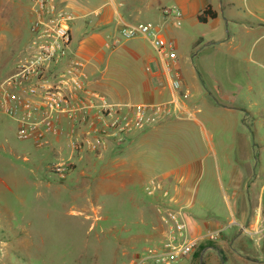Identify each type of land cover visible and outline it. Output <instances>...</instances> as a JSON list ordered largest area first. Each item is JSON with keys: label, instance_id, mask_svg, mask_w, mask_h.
<instances>
[{"label": "rangeland", "instance_id": "1", "mask_svg": "<svg viewBox=\"0 0 264 264\" xmlns=\"http://www.w3.org/2000/svg\"><path fill=\"white\" fill-rule=\"evenodd\" d=\"M109 1L80 0L86 10L84 14L75 12L72 23V49L77 54L82 28L87 25L93 30L100 21L98 13L108 10ZM176 1L159 0L157 5L175 9ZM207 1L219 12L218 19L171 27L170 39L179 44L185 85L199 95L203 112L207 102L221 99L215 89L219 83L227 92L237 93V106L254 114L255 122L248 121L246 128L259 148L255 165L257 160L260 164L254 167L258 178L252 188L258 194L264 185V0ZM32 25L31 0H0V84L29 56ZM118 55L106 57L103 65L93 61L100 74L95 79L90 76V89L110 103L137 102L138 96L130 92L132 77L126 73L127 65L123 63L118 74L114 71ZM96 79L103 86L96 85ZM197 116L204 124V113ZM203 124L172 119L136 135L118 156L110 152L114 145L101 155L82 156L67 137L50 139L44 145L19 140L17 124L3 116L0 264H156L143 259L163 246L168 228L162 212L153 208L154 198L146 187L149 180L172 169V154L187 150L191 135H206ZM118 157L138 164L156 160L157 164L151 167L148 179L125 182L114 167ZM61 165L66 170L60 174ZM221 180L220 174L206 172L193 202L201 218L220 216L219 222L226 227L220 241L204 242L213 248L205 252L199 248L176 264H256L252 258L264 257V222L262 231L252 235L240 234L237 226L229 225L237 208L228 204L224 191L222 195L217 192ZM208 185L216 193L210 200L202 191ZM244 193L248 196L247 187ZM226 241L230 253L215 247ZM230 254L235 261L229 260Z\"/></svg>", "mask_w": 264, "mask_h": 264}, {"label": "crops", "instance_id": "2", "mask_svg": "<svg viewBox=\"0 0 264 264\" xmlns=\"http://www.w3.org/2000/svg\"><path fill=\"white\" fill-rule=\"evenodd\" d=\"M60 2L67 10L74 12L73 14L75 12H83L84 14L86 10L80 0H60ZM158 3L159 0H110L108 10L98 13L100 21L93 30L87 25L82 28L84 33L77 51L86 60L87 71L92 79L100 74L99 68L93 62L95 60L99 62V65H103L106 57L109 59L113 54H119V61L115 65L116 70H114L117 74L123 71L121 68L123 63L127 65L126 73L132 77V80H129L131 82L129 84L130 92L135 93L139 101L126 103L156 104L165 102L171 99L172 92L166 64L158 56L151 42L144 37L131 40L122 38L120 35L122 25L151 22L161 30L166 39L173 40V38L170 39V33H173L171 27L180 28L185 24L197 25L200 23L199 14L209 6L207 0H177L176 8L182 12L183 17L180 21H176L172 18H166L163 13L165 9H161L157 5ZM81 17H85V15ZM169 20H172L170 24H168ZM173 41L177 44L175 39ZM177 49H179V44H177ZM109 51H111L110 54ZM178 68L182 78L184 103L193 111L195 116L184 118L194 120L201 125L203 123L197 115L204 113L205 123L203 125L206 135L202 136L203 138L191 135L187 141L188 149L172 154V169L157 177L164 181L171 197L169 199L153 197L155 202L153 208L159 213L167 205L173 208L178 207L192 237L207 236L215 232L223 233L226 227H223V224L219 222L220 216H213L212 219L206 220L201 218L193 208L194 197L199 189V181L202 176L206 172L218 173L222 180L218 187L215 185L217 192L222 195L224 191L223 194L228 204L230 206L235 205L237 208L236 213H232V220L229 225L237 226L240 234L243 235L260 233L262 231L261 225L264 222V185L258 194H253V189L256 186L255 180L258 178V174H254V167L258 168L260 164L257 160L258 164L255 165L256 151L259 148L246 128L248 121L254 120L255 122L256 118L253 113L236 105L237 93L227 92L219 83L215 89L221 99L216 98L213 102H207V110L203 112L198 99L199 95L193 94L185 85V75L180 57ZM95 83L98 86H103L101 80L99 82L96 79ZM198 89H196L197 92ZM214 94L212 93V96H215ZM139 133L143 132L135 131L123 137L122 140L110 143L102 153L114 145V149L110 151L111 154L120 155L123 153L126 144L133 141V138ZM84 154L88 156L98 155L92 152H85ZM144 164L130 162L118 157L114 167L118 169L119 174L122 173L125 182H137L148 179V174L152 170L151 167H155L157 162L156 160L150 162L145 160ZM246 187L249 190L248 196L244 193ZM202 191L208 200L216 196L211 185L202 188ZM204 242L207 243V241ZM204 242L201 245L205 244ZM228 243L227 241L219 243L215 247L224 253H230ZM210 248L213 247H207L206 250ZM229 260L235 261V257L230 254ZM251 260H255L256 264H264V257L252 258Z\"/></svg>", "mask_w": 264, "mask_h": 264}, {"label": "built area", "instance_id": "3", "mask_svg": "<svg viewBox=\"0 0 264 264\" xmlns=\"http://www.w3.org/2000/svg\"><path fill=\"white\" fill-rule=\"evenodd\" d=\"M33 25L29 56L0 84V119L6 116L17 124L19 140L44 145L50 139L69 138L76 153L101 154L110 143L132 132H144L169 120L193 118L184 103L176 43L166 39L153 23L123 24L120 35L126 40L144 37L165 62L172 97L156 104L110 103L90 89L87 62L72 49L74 14L60 0H31ZM166 18L180 21L182 12L163 11ZM64 173L63 165L58 168ZM151 197L171 196L160 178L146 187ZM162 212L168 228L167 240L146 263L176 264L192 256L204 241L216 242L222 232L192 237L180 211L167 205ZM142 260V261H143Z\"/></svg>", "mask_w": 264, "mask_h": 264}, {"label": "trees", "instance_id": "4", "mask_svg": "<svg viewBox=\"0 0 264 264\" xmlns=\"http://www.w3.org/2000/svg\"><path fill=\"white\" fill-rule=\"evenodd\" d=\"M217 18L218 13L213 9L211 5L207 6L198 16V20L202 24H207L210 20H216ZM207 247L211 246L202 245L200 249L205 250Z\"/></svg>", "mask_w": 264, "mask_h": 264}]
</instances>
